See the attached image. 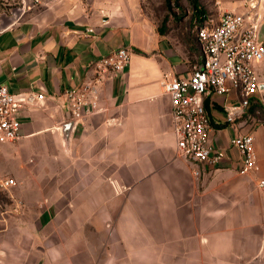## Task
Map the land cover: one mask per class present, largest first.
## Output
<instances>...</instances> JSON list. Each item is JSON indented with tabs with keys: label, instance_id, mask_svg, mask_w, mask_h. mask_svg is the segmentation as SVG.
Segmentation results:
<instances>
[{
	"label": "crops",
	"instance_id": "1",
	"mask_svg": "<svg viewBox=\"0 0 264 264\" xmlns=\"http://www.w3.org/2000/svg\"><path fill=\"white\" fill-rule=\"evenodd\" d=\"M0 2L20 5L0 12V85L44 95L20 113L21 137L0 143V181L17 182L0 198V264H264V191L241 177L231 146L252 134L261 167L252 175L264 178L263 123H226L225 99L213 97L210 139L225 159L210 168L176 151L162 82L190 77L196 47L95 2ZM203 6L205 20L246 11L244 0ZM258 13L264 43V0ZM119 48L130 64L107 75L99 111L76 125L65 90ZM255 69L263 104L264 60Z\"/></svg>",
	"mask_w": 264,
	"mask_h": 264
},
{
	"label": "built area",
	"instance_id": "2",
	"mask_svg": "<svg viewBox=\"0 0 264 264\" xmlns=\"http://www.w3.org/2000/svg\"><path fill=\"white\" fill-rule=\"evenodd\" d=\"M20 2L25 6L28 2L40 4L41 0ZM260 4L261 0H244L245 13L224 12L218 21L209 19L199 23L195 29L199 63L190 77H166L162 82L163 93L171 103L176 151L194 165L215 168L226 157L224 151L212 145L210 132L213 124L206 103L213 97H223L226 123L234 126L257 102L261 83L255 66L264 60V43L259 38ZM94 32L93 28H88L84 34ZM130 60V51L119 48L95 63L97 69L92 79L79 88L65 90L64 96L76 125H84L89 116L99 111L100 86L109 73L123 72ZM43 100V94L12 93L6 85H0V143L19 139L20 113ZM231 146L240 156V175L261 171L252 134L237 133ZM194 174L198 176L199 171L195 170ZM16 185L12 178L0 181L3 189ZM258 187L264 191V178L258 180Z\"/></svg>",
	"mask_w": 264,
	"mask_h": 264
},
{
	"label": "rangeland",
	"instance_id": "3",
	"mask_svg": "<svg viewBox=\"0 0 264 264\" xmlns=\"http://www.w3.org/2000/svg\"><path fill=\"white\" fill-rule=\"evenodd\" d=\"M88 3H99L102 6L100 12H111L126 14L131 16L137 22L147 24L153 29H159L164 25L165 34L169 33L175 41L180 40L189 46L197 47L194 39L196 26L201 20L196 16L191 0H80ZM208 0H198V4L204 7ZM36 5V4H33ZM20 5L13 3L11 5L0 2V12L9 13V9L16 10ZM218 100L220 97H216ZM249 123L261 124L264 118V101L263 104L258 101L249 108L248 115H244ZM230 126V125H229ZM226 126L224 133L230 134L231 128ZM245 180L256 182L260 178L256 175L241 176ZM5 189L0 187V198Z\"/></svg>",
	"mask_w": 264,
	"mask_h": 264
},
{
	"label": "trees",
	"instance_id": "4",
	"mask_svg": "<svg viewBox=\"0 0 264 264\" xmlns=\"http://www.w3.org/2000/svg\"><path fill=\"white\" fill-rule=\"evenodd\" d=\"M193 8H194V12L196 13V16L199 18V20H201V22H203V20H205V8L200 6V4H198V0H191ZM159 32L161 35L165 34V30H164V25L162 27L159 28ZM208 102L206 103V107L207 109L209 108L208 106ZM252 107V106H251ZM263 125H264V118H263Z\"/></svg>",
	"mask_w": 264,
	"mask_h": 264
},
{
	"label": "water",
	"instance_id": "5",
	"mask_svg": "<svg viewBox=\"0 0 264 264\" xmlns=\"http://www.w3.org/2000/svg\"><path fill=\"white\" fill-rule=\"evenodd\" d=\"M70 131V126L69 127H67V128H65V132H69Z\"/></svg>",
	"mask_w": 264,
	"mask_h": 264
}]
</instances>
